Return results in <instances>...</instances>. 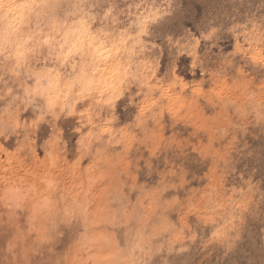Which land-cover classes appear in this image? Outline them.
Instances as JSON below:
<instances>
[{
  "label": "clouds",
  "instance_id": "1",
  "mask_svg": "<svg viewBox=\"0 0 264 264\" xmlns=\"http://www.w3.org/2000/svg\"><path fill=\"white\" fill-rule=\"evenodd\" d=\"M0 264H264V0H0Z\"/></svg>",
  "mask_w": 264,
  "mask_h": 264
}]
</instances>
